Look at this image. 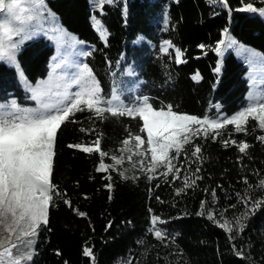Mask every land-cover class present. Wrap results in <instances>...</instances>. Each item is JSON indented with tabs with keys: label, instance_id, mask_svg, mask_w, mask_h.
<instances>
[{
	"label": "trees",
	"instance_id": "16d2710c",
	"mask_svg": "<svg viewBox=\"0 0 264 264\" xmlns=\"http://www.w3.org/2000/svg\"><path fill=\"white\" fill-rule=\"evenodd\" d=\"M43 3L70 34L89 46L86 65L102 97L114 104L131 107L147 98L156 109L171 105L178 113L215 120L230 118L253 96L252 69L234 52L221 59L215 49L229 35L264 56V20L241 10L249 3L264 8V0H113L101 10L93 9L91 0ZM94 18L105 28L104 40ZM165 41L182 50L186 63L175 62L174 49L162 51ZM55 52L40 36L22 45L16 55L19 70L1 61L0 105L14 102L21 110L37 109L30 88L48 77ZM81 107L85 110L70 117L76 122H65L57 133L52 183L63 198L54 197L49 223L36 236L31 264H93L84 255L85 247L92 249L95 264L125 259L129 264H264V203L253 211L251 202L241 200L249 195L251 201L264 198L258 188L264 179V142L258 137L264 130L255 127L256 121L249 118L247 133L224 125L206 128L205 138L204 129L199 130L171 161L180 168L176 178L175 167L168 172L162 164L146 172L122 157L123 142L145 134L138 114L97 115L95 109ZM97 139L100 144L94 145ZM241 142L250 145L246 154L239 152ZM75 144L97 146L107 155L101 161L95 150L69 147ZM193 145L201 147L202 159L191 155ZM101 162L109 167L97 171ZM185 176L189 183L195 180L192 187H185ZM153 216L160 218L155 224ZM225 221L226 227H220ZM154 226L165 232L162 238L156 237Z\"/></svg>",
	"mask_w": 264,
	"mask_h": 264
},
{
	"label": "snow or ice",
	"instance_id": "6c2138e0",
	"mask_svg": "<svg viewBox=\"0 0 264 264\" xmlns=\"http://www.w3.org/2000/svg\"><path fill=\"white\" fill-rule=\"evenodd\" d=\"M220 2L223 3L225 0H220ZM96 3L102 7L105 3H113V0H96ZM36 4L37 0H0V15L4 17L3 20H0V61H6L13 65L17 63L16 55L23 37L28 31L26 26L36 19V15L30 14L38 13ZM241 10L253 13L259 11L264 14V8L257 9L251 3L246 5V9ZM101 35H105L104 30L101 31ZM14 37L21 39L15 40ZM220 44H224V41H220ZM199 47L203 49L205 45L201 44ZM170 48L174 49L176 63H186V60L182 59L184 55L182 50L175 47L171 41H165L162 50L168 53ZM215 50L220 51L219 48ZM260 59L262 77H264V57ZM216 71L219 72L220 69L217 68ZM198 77L199 74L193 79H198ZM76 82L83 83L85 87L81 92L67 98L62 104L47 103L44 98L49 96V92L31 89L34 98L40 100V106L37 109L21 110L14 102L11 105H0V264H30L35 237L41 226H47L49 223L50 206H55L54 197L63 198V194L52 183L57 133L65 122H76L70 120V117L77 111L85 110L81 105H85L89 111L95 109L97 115L108 112L113 116L127 114L129 117H133L134 113L138 114L143 121L141 132L146 131L147 143L150 146L153 162L150 171L154 172L156 166L164 164L168 172H172L173 168H176V178L180 177V168L173 165L171 161L179 158L184 146L191 142V136L198 135L199 130L193 131V125H207L212 129H221L224 125H234L236 132L247 133L246 125L251 118L257 122L255 127L264 130V91L259 95L250 96L249 104L230 118L224 116L210 120L208 117L199 118L194 115L178 113L173 111L171 105L167 106V110L156 109L147 98L138 102L136 106L120 107L118 104H114L113 100H106L102 97V90L86 64ZM101 104L106 106L99 107L98 105ZM204 132L205 138H207L206 128ZM218 134L216 133V135ZM134 138L137 141V147L144 143L141 135L137 134ZM258 139L264 142V135H260ZM123 143L128 144V140ZM228 143L227 140L224 141L225 146ZM232 143L236 144L237 142L233 140ZM93 144L99 145L100 140L93 141ZM69 147L82 149L86 153L95 150L99 152L101 161L107 155L99 147L94 149L81 144L69 145ZM249 147L250 145L246 142L238 144L240 153L246 154V149ZM173 152L175 155L170 156V153ZM199 153H201V147L193 145L191 155L200 160L202 158L198 155ZM184 154L187 155V153ZM112 159L117 164L121 163V160H118L116 156H113ZM108 167L101 162L97 171H104ZM195 171L199 172L200 169L197 168ZM168 172H164L162 175H167ZM199 178L196 177V179ZM245 183H248L247 180ZM184 184L185 187H192L195 180L189 183V177L185 176ZM107 187L111 188V185L109 184ZM258 188L264 191V179L259 181ZM249 189L253 190L251 185H249ZM183 190L181 188L179 191ZM241 200L245 205L251 202L253 211L264 203V198L251 201L250 195L241 197ZM64 202L71 206L70 201L65 200ZM78 214L85 215L84 213ZM159 219V217L153 216L152 223L155 224ZM209 219H212L211 215H209ZM237 223H239L238 220ZM227 224L228 222L225 221L220 227L225 228ZM243 227L240 225L241 231ZM226 230L231 232L232 228L228 227ZM155 235L162 238L161 231H155ZM240 254L237 252V255ZM84 255L91 257L95 264L91 248L85 247Z\"/></svg>",
	"mask_w": 264,
	"mask_h": 264
},
{
	"label": "rangeland",
	"instance_id": "374dc122",
	"mask_svg": "<svg viewBox=\"0 0 264 264\" xmlns=\"http://www.w3.org/2000/svg\"><path fill=\"white\" fill-rule=\"evenodd\" d=\"M91 5L95 10H101L104 6L103 5L101 7L100 5H98L96 3V0H91ZM36 7L38 8V13L30 14L36 15V19L31 21L26 26L28 31L23 37L22 44L18 50V53L25 42L34 40L40 36L46 38L50 42V44L55 47L56 50L55 56L50 64V73L48 77L45 80L38 81L35 86H32L30 88V91L32 93L31 97L36 102L38 108L40 106V100L34 98V93L31 89H38L41 91L49 92V96L45 97L44 100L45 102L51 104H62L67 100V98L73 96L77 92L82 91L85 85L83 83H77L76 81L79 80L80 73L83 72V66L86 64V58L90 54V49L87 44L81 43L77 39V37L70 34L61 25L59 19L45 8L43 0H37ZM255 13L258 14V16H260L264 20V14H261L260 12ZM3 19V15H0V20ZM93 25L99 33L100 37L104 40L106 37V31L105 28L101 25L100 21L97 19H93ZM102 30L105 31L104 36L101 35ZM14 39L20 40L21 38L14 37ZM223 41L224 44H219L218 47L220 49V51H218V54L220 55L221 59L227 52H234L241 62L249 66L254 72L252 83L253 96L259 95L262 91H264V77H262L260 67V58L264 56L258 51L257 52L259 54L257 56H252L251 53L239 48L238 44L241 43H239L232 36H225ZM163 48L164 44L161 46V49ZM15 66L19 70L17 63L15 64ZM130 72L131 68H128L126 73L129 74ZM22 82L24 84H27L26 80L24 79ZM89 83H91V81H89ZM119 106L122 107L121 105ZM192 128L193 131L203 130L205 128L212 129L207 125H193ZM144 133L145 134L141 136V138L144 140V143L137 147V141L135 139L128 141V144H126V148L123 152L122 157H126L127 160H129V157H131V160L129 161H135L136 163H138V166L143 168V170H145L146 172H153L150 171L151 167L153 166V162L151 160L150 146L147 143L146 131H144ZM90 147H93L95 149L97 146ZM141 153H143V155H141ZM141 161H143V164H141ZM161 165L162 164L156 166L155 171ZM153 230L154 232L161 231L162 235L165 233L162 229L157 226H154ZM35 243L36 237L32 248L33 256L35 253ZM118 264H129V260H120Z\"/></svg>",
	"mask_w": 264,
	"mask_h": 264
},
{
	"label": "bare ground",
	"instance_id": "6f19581e",
	"mask_svg": "<svg viewBox=\"0 0 264 264\" xmlns=\"http://www.w3.org/2000/svg\"><path fill=\"white\" fill-rule=\"evenodd\" d=\"M238 47L243 49V50H246L249 53H251L252 56H257L259 54L256 50H254L252 48H249V47H246V46H244L242 44H238Z\"/></svg>",
	"mask_w": 264,
	"mask_h": 264
}]
</instances>
